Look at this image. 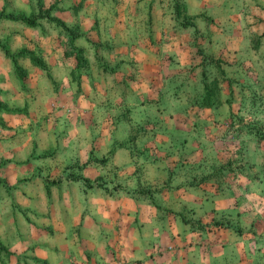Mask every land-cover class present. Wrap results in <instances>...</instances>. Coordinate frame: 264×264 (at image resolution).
I'll use <instances>...</instances> for the list:
<instances>
[{
	"label": "crops",
	"instance_id": "obj_1",
	"mask_svg": "<svg viewBox=\"0 0 264 264\" xmlns=\"http://www.w3.org/2000/svg\"><path fill=\"white\" fill-rule=\"evenodd\" d=\"M260 2L250 23L243 16L223 34L208 31L205 52L221 61L217 72L197 67L190 38L173 33L155 8L151 24H112L118 42L104 54L111 74L102 83L101 69L92 66L98 76L88 99L102 111L125 107L128 117L111 129L103 120L48 150L38 146L31 165L16 174L26 180L0 186V264H233V254L259 246ZM9 155L24 160L23 152Z\"/></svg>",
	"mask_w": 264,
	"mask_h": 264
},
{
	"label": "rangeland",
	"instance_id": "obj_2",
	"mask_svg": "<svg viewBox=\"0 0 264 264\" xmlns=\"http://www.w3.org/2000/svg\"><path fill=\"white\" fill-rule=\"evenodd\" d=\"M260 4V0H0V153L6 151L0 156V186L25 181L17 178L18 169L31 165L40 146L48 150L68 135L102 127L103 120L111 129L114 122L127 119L125 107L110 105L102 111L88 99L95 91V66L101 69L102 83L111 74L104 54L118 42L110 36L113 26L119 30L151 24L155 8L173 23V33L190 38L200 60L197 67L217 72L221 61L210 60L205 52L210 50L208 31L223 34L226 24L243 16L250 23L249 16ZM6 17L29 18L34 24ZM12 59L21 68L22 80ZM195 67L191 64L189 69ZM16 151L23 152L19 156L23 161L10 157L9 152ZM257 241L252 252L233 254V264H264V238Z\"/></svg>",
	"mask_w": 264,
	"mask_h": 264
},
{
	"label": "trees",
	"instance_id": "obj_3",
	"mask_svg": "<svg viewBox=\"0 0 264 264\" xmlns=\"http://www.w3.org/2000/svg\"><path fill=\"white\" fill-rule=\"evenodd\" d=\"M6 18L9 19V20L25 23L26 25H33L34 24V20L33 19H29V18L28 19L27 18H22V17H16V18H14V17H6ZM60 26L62 28H64V30H67L66 27L62 23H60ZM12 61H13V65L15 67V73L18 75L19 79L22 80L23 79V75L21 73V68L16 65V62L13 59H12ZM210 91L211 90L209 89V91L205 93V95L203 97V101L204 102L210 98V94H211Z\"/></svg>",
	"mask_w": 264,
	"mask_h": 264
}]
</instances>
